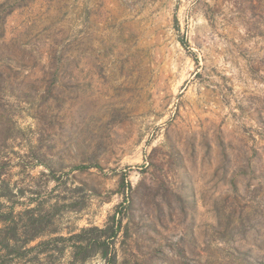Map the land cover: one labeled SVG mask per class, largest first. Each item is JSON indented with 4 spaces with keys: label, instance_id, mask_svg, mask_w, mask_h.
I'll use <instances>...</instances> for the list:
<instances>
[{
    "label": "rangeland",
    "instance_id": "374dc122",
    "mask_svg": "<svg viewBox=\"0 0 264 264\" xmlns=\"http://www.w3.org/2000/svg\"><path fill=\"white\" fill-rule=\"evenodd\" d=\"M27 208L0 264H264V0H0V214Z\"/></svg>",
    "mask_w": 264,
    "mask_h": 264
},
{
    "label": "trees",
    "instance_id": "16d2710c",
    "mask_svg": "<svg viewBox=\"0 0 264 264\" xmlns=\"http://www.w3.org/2000/svg\"><path fill=\"white\" fill-rule=\"evenodd\" d=\"M32 212V208H27L25 211L18 213L17 215H14L12 212L8 214H0V248L1 251L5 252L6 255L19 252L23 247H26L41 235L40 231L42 228H39V226H36L35 228V224L40 220L39 215L41 214L35 216V214H32ZM23 215L24 217H20ZM90 231H96L101 234L100 238L103 237V235H107L105 236L103 244L107 248H110L112 244L110 241H113L119 234V221L117 222L116 216H113L111 219V224L109 221L105 228H83L81 233L70 237L80 239L78 242H76L75 248L84 250L91 245L87 242V239H83V236H85ZM60 239L66 238L61 236ZM116 260L117 258L114 254L108 264H115Z\"/></svg>",
    "mask_w": 264,
    "mask_h": 264
}]
</instances>
